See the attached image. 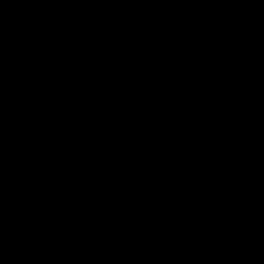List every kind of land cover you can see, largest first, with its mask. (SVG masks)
I'll list each match as a JSON object with an SVG mask.
<instances>
[{
    "label": "water",
    "instance_id": "water-1",
    "mask_svg": "<svg viewBox=\"0 0 264 264\" xmlns=\"http://www.w3.org/2000/svg\"><path fill=\"white\" fill-rule=\"evenodd\" d=\"M0 264H264V0H0Z\"/></svg>",
    "mask_w": 264,
    "mask_h": 264
}]
</instances>
